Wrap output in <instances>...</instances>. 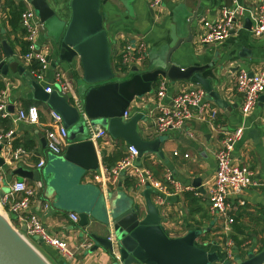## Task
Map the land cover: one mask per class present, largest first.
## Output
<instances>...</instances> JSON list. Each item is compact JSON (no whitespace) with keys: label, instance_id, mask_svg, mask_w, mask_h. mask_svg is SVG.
I'll use <instances>...</instances> for the list:
<instances>
[{"label":"crops","instance_id":"0c3cea01","mask_svg":"<svg viewBox=\"0 0 264 264\" xmlns=\"http://www.w3.org/2000/svg\"><path fill=\"white\" fill-rule=\"evenodd\" d=\"M47 1L59 16L68 19L69 0ZM240 1L250 6L253 12L257 10L255 5L260 2V0ZM226 3V0H162L160 7L155 9L150 7L149 0H107L101 5L113 61L117 59L120 43L139 37L145 39L148 47L146 58L136 65L141 71L148 70L150 58L167 48L171 40L172 26H175L180 38L186 37L187 27L189 25L191 27L192 40L182 42L172 53V60L182 68L199 67L197 72L204 79H210L213 89L221 100L226 102L229 109L205 97L209 101L210 108L217 112L215 119L211 120L207 115L200 119L193 117L181 128L156 133L151 125V116L157 102L156 91L161 81L167 83L165 96L162 99L166 104H171L174 95L183 89L203 88L199 83L192 82L190 78L172 81L168 77H158L151 83V91L134 96L126 110L128 117L134 112L144 114V118L137 123L142 138L152 139L156 136L160 138L158 147L162 156L153 152H144L139 160L136 159V163L149 169L165 186V191L158 193L162 197V203L155 202L157 194L155 190H152L150 196L160 208L161 224L166 232L170 237H178L188 230H198L199 238L206 241L205 248L210 251L217 250L220 254L221 225L210 213L207 188L213 178L214 151L220 139L241 123L245 128L244 140L239 147L234 148L232 154L236 163L251 170L253 183L231 201L234 202L232 209L234 222L230 225V234L239 240L244 238L239 247L234 241L233 252L248 241H251V244L247 243L244 247L254 246L253 239H257L255 244L260 245L261 238H264V128L261 129L257 144L249 137L259 119L264 124V105L261 106L257 102L249 114L242 116L239 112L242 95L235 87V75L239 68L252 71L264 61V37L256 38L250 28L244 27V19L249 17L246 13L241 19V26L233 29L222 42L209 44L201 43L199 40L202 21L215 19L222 4ZM26 4L25 0H0V56L5 61L6 57L1 46V41L5 40L13 50L15 59L25 67L27 74L36 80L30 72L32 64L24 63L21 58L25 53L23 46L27 50L23 26L19 20L16 25L13 23L15 10L22 5L25 7ZM37 43L46 57L55 56L56 50L48 37L45 24L37 35ZM60 70L64 72L77 97L82 74L78 58H74L72 63H61ZM38 82L55 87V82L46 77V72L44 79ZM0 84L2 85L0 91H7L6 100L10 113L6 117L0 116V133L8 129L14 130L10 141L3 140L0 143V158L3 160V164L0 165V189L8 188L16 180L17 175L13 171L17 167L37 169V161L43 158L44 165L39 168L43 174V179L40 180L42 187L38 190L29 211L38 216L46 230L65 240L73 250V256L64 259L66 264H121L110 252L85 235L89 232L104 234V230L96 224L91 215L92 209L95 208L98 213L106 212L110 217V198L116 203L128 200V196L134 201H143L144 188L138 190L136 181L132 177L122 174L115 184L108 183L106 186L95 182L92 178L99 168L106 167L104 157L107 158V163L113 166L125 155L128 144L122 139L111 137L108 133L93 138L91 129L90 137L96 153L97 168L84 170L63 158L69 143L67 135L66 145L61 153L54 154L46 149L45 131L51 123L49 114L51 108L36 98L28 97L32 91L30 82L24 76L8 70L7 74H0ZM64 95L73 103L74 98L70 93ZM233 104H236V107H231ZM29 105L37 106L38 123L29 125L20 120L14 121L17 110ZM18 147L22 148L24 153L19 160H14L10 154ZM166 170H170L174 179L182 185V189L175 190L165 181ZM195 176L202 177L201 186L204 192L191 185V180ZM24 180L28 184L35 183V180L29 178ZM186 186L193 189H187ZM240 201L243 203L241 204ZM82 210L89 212V224L84 228L78 225V221L74 222L69 217L70 213L75 212L78 215ZM85 241L90 242L91 245H82Z\"/></svg>","mask_w":264,"mask_h":264},{"label":"water","instance_id":"95a60500","mask_svg":"<svg viewBox=\"0 0 264 264\" xmlns=\"http://www.w3.org/2000/svg\"><path fill=\"white\" fill-rule=\"evenodd\" d=\"M26 1L46 25L48 37L56 50L53 58L46 57L49 63L46 77L52 79L54 71L60 69L61 63H72L74 58H78L82 70L78 85L79 95L71 103L68 97L60 94L56 83L51 92H45L46 85L27 74V70L15 59L13 50L5 40L1 41L6 59L4 61L0 56V74L5 75L10 70L24 76L32 88L28 97L46 103L61 115L69 141L63 153L64 160L84 170L97 168L96 153L90 137L91 129L95 130L96 127L105 129L113 138L134 145L138 152L137 160L144 152L162 156L158 147L159 136L144 139L138 132L137 123L144 118V114L134 112L129 117H124L129 101L134 96L150 92L151 83L158 77H168L172 81L190 78L192 82L203 87L206 97L227 107L226 102L213 89L210 79H204L197 72L199 67L182 68L172 60V53L179 45L192 40L190 25L187 27V36L182 38L178 36L175 26L171 27L169 45L150 58L148 70L141 71L132 66L128 75L123 76L113 69L111 62L110 41L101 12V5L107 0H69V17L66 20L57 14L47 0ZM226 2L228 4L230 0ZM251 23L249 17L244 19V27L249 29ZM258 104L264 105V94L260 95ZM231 107H236V104ZM263 128L264 124L259 119L249 134L256 144ZM243 140L236 142L234 148L239 147ZM13 173L17 175L16 180L43 179L39 168L25 169L19 166ZM201 182L202 177L195 176L191 185L204 192ZM7 191V187L0 189V264H52L38 245L25 235V226L17 227L11 221L10 214L1 203V197ZM151 192L150 187L142 190V202L134 201L131 196L122 203H116L110 198V217L106 212L102 214L95 208L92 209L91 217L104 230V234L89 232L85 236L110 252L121 264H264V241L257 245V239H253L254 246L260 247L258 251L253 250L254 246L243 250L238 248L232 258H224L221 250L220 254L217 250L210 251L205 248L206 241L199 239L198 230H188L182 236L170 237L161 224L160 208L151 199ZM78 217L80 227L84 228L89 224L88 211H80ZM110 236L112 239H109ZM36 242L39 245L44 244L40 237Z\"/></svg>","mask_w":264,"mask_h":264},{"label":"built area","instance_id":"2783aa9c","mask_svg":"<svg viewBox=\"0 0 264 264\" xmlns=\"http://www.w3.org/2000/svg\"><path fill=\"white\" fill-rule=\"evenodd\" d=\"M161 2L162 0H149V5L151 8L157 9L160 7ZM26 3L20 13V20L24 28V40L27 42V51L22 54L21 58L28 65H31L33 61L38 63L37 67L31 69L30 72L37 81H41L44 79L45 72L49 66L45 54L40 50L37 43V35L43 27V23L36 15L33 7L27 1ZM255 8L257 10L253 12L250 6L243 4L240 0H230V3L222 4L215 19L202 21L200 42L209 44L222 42L230 35L233 29L241 26V19L246 13L249 14L252 21L250 27L252 35L256 38L264 37V0H260L255 5ZM147 51L148 47L144 38L125 40L119 45L117 59L112 62L113 69L122 75L128 73L132 66H136L146 58ZM52 79L59 86L60 94L70 93L74 100L76 99L70 82L62 70L56 69ZM166 86L167 83L163 80L159 83L156 91L157 102L151 116V125L156 133H163L168 129L181 128L186 121L193 117L200 119L207 115L211 120L215 119L217 112L210 108L203 88L189 87L183 89L174 95L171 104H166L162 102ZM235 87L242 95L239 112L242 116H246L257 104L260 95L264 93V61L259 63L257 68L252 71L239 68L235 75ZM52 89V85H48L44 91L49 93ZM6 95V90L0 91L1 117H6L10 114ZM49 114L51 123L45 131L46 149L51 153L59 154L66 145L67 130L62 124V117L58 112L50 109ZM124 117H128L127 110L124 111ZM17 120L29 125L38 123L39 112L37 106L29 105L26 108H19L14 121ZM244 131V125L241 123L233 130L226 132L220 139L214 151L215 169L213 178L207 188L210 213L221 225L219 235L224 258H232L234 253V239L230 234V225L234 222L232 213L234 202L231 201L253 183L251 170L236 163L232 154L234 144L243 139ZM13 134V129L1 132L0 143L3 140L10 141ZM106 134L107 132L101 127H96L95 130H92L93 138L105 136ZM23 153L24 150L18 147L12 151L10 157L14 160H19ZM137 154L136 147L128 144L125 155L113 166L99 168L93 174V180L106 186L108 183L115 184L119 176L124 174L135 179L138 190L146 187L155 190L157 192L155 202L162 203V197L158 193L164 192L165 186L153 176L149 169L136 163ZM44 162L45 160L40 158L37 161V167H42ZM164 179L175 190L182 189V185L174 179L170 170L165 171ZM41 187V181H35L34 185H32L28 184L24 179L14 180L8 186V191L1 197V203L6 206L8 213L15 216L16 226H25L26 230L24 233L26 236L40 237L45 245L55 249L64 258H71L74 253L67 242L46 230L38 216L29 211V207ZM186 188L193 189L190 186H186ZM240 203L242 204L243 201H240ZM69 217L74 222L78 221V215L75 212L70 213ZM109 239H112V237L110 236ZM247 243L251 244V241ZM247 243H243L240 250L250 247H244ZM82 245L89 246L91 243L85 241ZM259 248V246H254L253 250L258 251ZM117 259L119 258L117 257Z\"/></svg>","mask_w":264,"mask_h":264},{"label":"trees","instance_id":"16d2710c","mask_svg":"<svg viewBox=\"0 0 264 264\" xmlns=\"http://www.w3.org/2000/svg\"><path fill=\"white\" fill-rule=\"evenodd\" d=\"M20 8H18V10H15L16 12H14V17H13V19H14V22H13V19H12V22L16 25L17 23V21L19 20L20 21V24H21V20H20V13H21V11L24 9V6L22 5V6H19ZM22 25V24H21ZM23 30H24V28H23ZM25 44V43H24ZM23 52H26L27 50H26V48L24 49V46H23ZM111 62H113V60L111 59ZM37 65H38V63L36 62V61H33V63H32V65L30 66V69H34L35 67H37ZM2 87V85L0 84V88ZM124 156V155H123ZM122 156V157H123ZM104 165L106 166V167H111V165L110 164H108L107 163V158L106 157H104ZM4 208L5 209H7L6 208V206H4ZM10 214V219H11V221L15 224V225H17V221H16V219H15V216L13 215V214H11V213H9ZM264 231V230H263ZM232 238L234 239V241H235V243H236V245H237V247H239L240 246V244L244 241V238L243 239H241V240H239V239H237V237H235L234 235H232ZM261 243H263V241H264V238H261ZM44 248H45V250H46V252H48L49 254H48V258H49V260H52L55 264H66V262H65V258H63L61 255H59L58 253H57V251H55V250H53V249H51V247H49L48 245H42ZM221 256H223V253L221 254Z\"/></svg>","mask_w":264,"mask_h":264},{"label":"rangeland","instance_id":"374dc122","mask_svg":"<svg viewBox=\"0 0 264 264\" xmlns=\"http://www.w3.org/2000/svg\"><path fill=\"white\" fill-rule=\"evenodd\" d=\"M128 75V73H124L123 74V76H127ZM4 211H6L4 208H2ZM8 212V211H7ZM18 227V226H17ZM29 238H30V240L34 243V244H36V245H38V247L40 248V250L47 256V258H48V252H46V250H45V248L42 246V245H39V244H37V239H38V237L37 236H28ZM200 239V238H199ZM198 239V240H199ZM200 240H202V239H200ZM200 240L198 241V243H200ZM49 259V258H48ZM51 261V263L52 264H55L52 260H50Z\"/></svg>","mask_w":264,"mask_h":264}]
</instances>
